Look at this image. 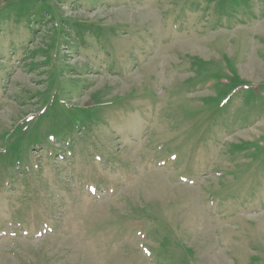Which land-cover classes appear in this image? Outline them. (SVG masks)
Wrapping results in <instances>:
<instances>
[{
	"label": "rangeland",
	"instance_id": "rangeland-1",
	"mask_svg": "<svg viewBox=\"0 0 264 264\" xmlns=\"http://www.w3.org/2000/svg\"><path fill=\"white\" fill-rule=\"evenodd\" d=\"M0 264H264V0H0Z\"/></svg>",
	"mask_w": 264,
	"mask_h": 264
},
{
	"label": "bare ground",
	"instance_id": "bare-ground-1",
	"mask_svg": "<svg viewBox=\"0 0 264 264\" xmlns=\"http://www.w3.org/2000/svg\"><path fill=\"white\" fill-rule=\"evenodd\" d=\"M148 11V10H147ZM146 12V11H145Z\"/></svg>",
	"mask_w": 264,
	"mask_h": 264
}]
</instances>
